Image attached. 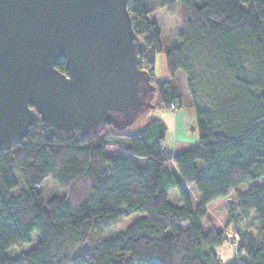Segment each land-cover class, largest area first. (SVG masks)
Instances as JSON below:
<instances>
[{"label": "trees", "instance_id": "trees-1", "mask_svg": "<svg viewBox=\"0 0 264 264\" xmlns=\"http://www.w3.org/2000/svg\"><path fill=\"white\" fill-rule=\"evenodd\" d=\"M128 9L147 44L140 66L152 74L156 107L141 123L87 136L57 137L38 120L0 150V264H222L224 230L204 223L208 205L231 190L225 225L239 238L228 264H264V182L241 189L264 177V0H129ZM159 9L179 11L181 32L165 50L171 77L158 79L162 40L150 14ZM55 66L67 72L63 58ZM179 71L199 140L171 148L154 113L183 106ZM48 179L69 195L45 197ZM245 220L251 226L241 228ZM35 235L32 248L10 256Z\"/></svg>", "mask_w": 264, "mask_h": 264}, {"label": "water", "instance_id": "water-1", "mask_svg": "<svg viewBox=\"0 0 264 264\" xmlns=\"http://www.w3.org/2000/svg\"><path fill=\"white\" fill-rule=\"evenodd\" d=\"M128 1L0 0V150L38 120L57 137L87 136L156 107Z\"/></svg>", "mask_w": 264, "mask_h": 264}, {"label": "rangeland", "instance_id": "rangeland-1", "mask_svg": "<svg viewBox=\"0 0 264 264\" xmlns=\"http://www.w3.org/2000/svg\"><path fill=\"white\" fill-rule=\"evenodd\" d=\"M160 10V11H159ZM158 11V20H159V29L161 32V45L159 48V51L156 56V64H155V75L157 78H170L171 75L168 72L165 64V50L168 46H171L174 44L175 36L180 32V22L177 20V18L173 17H167L166 12L163 9H159ZM161 15V16H160ZM160 17V18H159ZM142 37V36H141ZM143 38V37H142ZM144 39V38H143ZM183 75H185L182 71L177 72V74L174 76L175 82L178 86L179 92H180V99L183 101V106L181 108L175 109V110H156V115H162L165 116L171 112L175 113L176 119L177 115L179 113H184V116L182 117L179 114V128L182 127V137L183 139L177 138L178 140H185L188 142H194V137L190 132L191 125L196 124V116H195V110L194 107L191 104V101L189 99V95L187 93V87L186 84L183 81ZM150 111V110H149ZM146 115V114H145ZM145 115H142L139 117V120L136 123H141V121L144 119ZM192 116V118H191ZM172 123H170L171 125ZM181 124V125H180ZM131 129V128H130ZM197 129V126H196ZM264 182V177L251 181L246 182L241 186L242 190H248L255 186L256 184H262ZM41 191L45 197H50L55 194L59 195H69V191L65 190L56 184L50 179L45 181L41 185ZM191 194L193 196V199H197V193L196 191L191 188L190 189ZM169 198L174 203H180L179 195L176 189H171L168 192ZM235 199L234 190H231L228 196L218 198L211 202L208 205V214L205 219L204 227L206 230H210V228H216L219 230H224L225 233V240L224 242L216 247L218 258L220 259L222 264H228L230 263L234 258H236V241L239 238V234L237 231L233 228L232 225L226 226L225 221L228 215V204L231 200ZM134 216L130 217H124L122 218L121 222L115 227V231L123 229L132 219ZM250 224L249 220L242 221L240 223V227L244 228ZM36 243V235L33 241L30 243H26L23 245H18L15 247H12L9 251L11 257H17L24 252L28 251L30 248H32ZM219 247L224 248L227 252V258L222 257L219 253Z\"/></svg>", "mask_w": 264, "mask_h": 264}, {"label": "crops", "instance_id": "crops-1", "mask_svg": "<svg viewBox=\"0 0 264 264\" xmlns=\"http://www.w3.org/2000/svg\"><path fill=\"white\" fill-rule=\"evenodd\" d=\"M163 10H165L166 12H168L166 9H163ZM157 14H158V11H155V12L151 13L150 14V19L153 20V21H155L158 24V26H159V20L157 18L158 17ZM166 16L167 17H170V18H173V17L177 18V20H179V22H180V29H181V18H180L179 11L175 12L174 14H170L168 12V14H166ZM180 32H181V30H180ZM155 77H156V75H155ZM183 81L186 84L187 79H186V76L185 75H183ZM155 113H154V115L156 117L162 118L166 122V124L168 126L167 145L169 147L174 148L175 146H178L179 148H184L187 145L196 144L198 142L199 138H198V131L196 129V124H194L195 121L193 122V125H191V128H190V132H191V134L194 137V142H188V141H185V140H178L177 139V138L183 139V137L181 136L182 135L181 132H182V127H184L183 126L184 124L182 125L181 128H179V114H180L181 117H182V115L184 117V116H186V115H184V113H179L177 115V119H176L175 113H173V112H171V113H169V114H167L165 116H162L160 114L159 115H156ZM183 117H182V119H183ZM191 118H192V116H191ZM170 123H172V124L170 125ZM219 248H221V247H219ZM223 250H224L223 252H220V250H219V253H220V255L222 257H225L227 255V252L225 251L224 248H223Z\"/></svg>", "mask_w": 264, "mask_h": 264}, {"label": "bare ground", "instance_id": "bare-ground-1", "mask_svg": "<svg viewBox=\"0 0 264 264\" xmlns=\"http://www.w3.org/2000/svg\"><path fill=\"white\" fill-rule=\"evenodd\" d=\"M219 250H220V252H223V251H224L223 248H219ZM226 256H227V255H226ZM226 256H225V258H227Z\"/></svg>", "mask_w": 264, "mask_h": 264}]
</instances>
